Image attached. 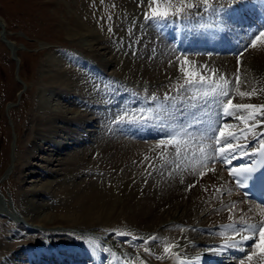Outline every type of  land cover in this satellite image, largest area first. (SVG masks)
Returning a JSON list of instances; mask_svg holds the SVG:
<instances>
[{
  "label": "bare ground",
  "instance_id": "1",
  "mask_svg": "<svg viewBox=\"0 0 264 264\" xmlns=\"http://www.w3.org/2000/svg\"><path fill=\"white\" fill-rule=\"evenodd\" d=\"M256 1L261 9L259 14L264 17V2ZM254 2L207 0L205 5L203 1L182 16L157 21L160 24L154 28L147 26L149 22L145 25L138 20V12L133 13L125 7L126 11L119 17L122 27L114 29L120 41L128 42L127 49L122 50H118L117 45L104 43L97 33L87 31L83 24L81 29H71V40L84 43L89 54L102 57L105 69L113 68L114 74L120 68L124 70L120 73L139 82L141 91L134 90L136 85L132 83L130 93L123 96L126 99V107L122 108L125 113L119 119H116L119 113L114 116V121L96 132L95 137H84V146L81 145V150L71 155L64 165L61 159L55 160L64 168L58 172L55 170L53 174L57 178L38 190L34 187L24 196L22 205L24 203L27 208L26 212L39 216L42 227L57 218L74 229L100 234L105 242L114 246L112 249L116 255L127 256L129 264H140L141 258L153 264H206L211 260L226 264L235 258L237 264H264V252L255 256L248 254L256 250L254 243L259 240L258 234L243 231L244 222L259 226L264 212L235 190L227 177L229 167L216 161L219 146L215 145L216 140L223 139L218 136V129L224 130L226 135H237L233 145H243L244 148L235 154L231 163L235 166L250 161L253 153L264 144V138H260L264 128L256 127L262 123L260 112L264 110L236 112L229 109L234 112L233 117L221 115L228 99L220 95L222 89L228 91L234 104L264 105V85L260 87L256 83L259 73L264 74V46L261 47L264 37H259L255 44L261 48L250 43L264 24H258L253 11L245 10ZM241 9L245 11L242 12L244 17ZM248 26H251L249 32L246 30ZM160 31L165 37L159 35ZM164 38L173 41L175 53ZM100 43L102 47H98ZM135 49L139 51L138 55H135ZM63 80L56 85L82 91L84 93H79V97L88 98L91 104L95 102L90 99L92 92L87 89L92 87L86 80ZM197 81L199 83H192ZM240 92L250 95L242 97ZM96 98L111 108L108 101ZM87 111L84 108L82 115ZM116 113L111 109V115ZM122 117L127 119L122 120ZM38 120L42 122L41 118ZM225 123L229 127L221 129ZM48 126L47 131L51 133L55 127L49 121ZM97 134L100 137L96 139ZM169 135L174 136L172 141L168 140ZM154 147L158 149L152 151ZM141 186H146L147 190H140ZM43 189L47 190L48 202L55 201L63 207L60 217L46 212L49 203L36 201L42 196L38 193ZM153 191L175 197V204L171 207L165 205L162 211L168 213L158 219L152 215L154 210H159V204L153 203ZM165 200L170 203L171 199ZM234 212L240 217L239 222L231 216ZM145 223L149 224L148 227L141 229L134 225ZM124 224L140 230L133 233ZM235 229H239L242 236L253 239L228 240L225 242L228 248L216 244L218 238L220 241L225 235L236 233ZM119 237L127 242L121 243ZM81 238L75 243H60L42 249L39 248L43 247L41 243H37L25 252L19 249L9 253L0 264L110 263L111 257L103 254L102 246L97 245V251H94L97 241L85 235ZM18 244L21 243L15 246ZM215 244L225 251L219 259L209 253L204 255L205 250L208 252L207 249ZM235 245L246 247L239 254L243 246L235 248ZM100 248L103 252H98ZM166 248L169 250L165 251ZM177 249L180 250L178 254L192 249L202 257L178 263ZM223 254L227 257H222ZM167 259L168 263L165 262Z\"/></svg>",
  "mask_w": 264,
  "mask_h": 264
},
{
  "label": "rangeland",
  "instance_id": "2",
  "mask_svg": "<svg viewBox=\"0 0 264 264\" xmlns=\"http://www.w3.org/2000/svg\"><path fill=\"white\" fill-rule=\"evenodd\" d=\"M203 1L155 0L153 3V0H0V260L19 249L25 252L37 243H41L43 247L39 248L42 249L60 243H75L84 235L97 241L95 247L102 246L103 250L110 253L114 251V246L105 242L100 234L74 229L57 218L42 227L39 223L41 218L34 217L35 214L29 215L25 210L27 208L23 206L24 203L22 205L24 196L28 195L31 189L37 187L38 190L57 178V175L53 174L55 170L58 172L64 168L55 161L57 158L61 159L64 165L71 155L81 150V145L84 146V137L92 138L102 127L111 124L114 116L119 113L120 116L116 118L119 119L125 113L122 110L126 107L123 93L128 84L133 83L141 87L139 82L131 81L128 76L121 74L120 72L124 71L121 68L117 70V74H114L113 68L105 69L102 65L103 58L89 54L83 46L84 43L71 40L69 31L73 28L81 29L83 24L87 31L97 33L104 43L117 45L118 50L127 49L128 42L120 41L115 33L117 27H122L123 22L119 21V17L126 11L124 9L138 12V20L142 22L143 18L145 25L149 22L147 26L154 28L160 24L157 21L161 19L152 21L154 19L148 18L153 14V10L167 12L170 17L182 8L183 11L179 12L182 16L187 11L194 10L195 6L197 8ZM189 4L194 7L188 8ZM175 17L176 15L170 18ZM158 33L165 37L161 31ZM164 41L175 53L173 41L167 38H164ZM100 45L101 43L97 46ZM134 51L135 55H138L139 51ZM238 71L240 69L237 73ZM81 78L92 87L87 91L91 90L90 99H93L95 104L89 103L88 98L79 97V93H84L82 91L75 92L69 87L56 85L63 79L78 81ZM256 83L260 87L264 85V74L261 72ZM129 89L130 87L126 91L128 94ZM134 90L139 92L141 88ZM97 96L98 100L108 101L111 108L98 102ZM84 108L88 110L87 116L82 115ZM111 109L117 113L111 115ZM40 118L42 122L38 120ZM48 121L55 127L51 133L47 131ZM115 129L118 130L119 127ZM157 133L158 131L155 134ZM99 137L97 134L96 139ZM156 149L158 147L152 148V151ZM57 152L61 155L56 154ZM140 190H147V187L141 186ZM153 192V203L159 204V210H154L152 215L158 219L168 213L162 211L165 205L171 207L175 204V197H170L166 192ZM40 193L42 196L36 198V201L41 204L49 203L46 212L60 217L63 207L55 201L48 202L46 189L38 194ZM164 198L171 199L170 203L168 200L163 201ZM134 225L145 228L149 224ZM125 226L133 233L141 229ZM117 239L121 243L127 242L121 237ZM18 242L21 244L15 246ZM103 250L100 248V251ZM178 251L180 250H177V254L180 253ZM188 251L185 256L178 254L180 256L177 260L191 257V254L195 253L192 249ZM116 258L118 264H124L119 254ZM168 261L167 259L165 262ZM188 261L191 262L188 259L182 263ZM141 264L151 262L141 258Z\"/></svg>",
  "mask_w": 264,
  "mask_h": 264
},
{
  "label": "snow or ice",
  "instance_id": "3",
  "mask_svg": "<svg viewBox=\"0 0 264 264\" xmlns=\"http://www.w3.org/2000/svg\"><path fill=\"white\" fill-rule=\"evenodd\" d=\"M205 5L207 4V0H204ZM240 0H237V3H239ZM153 3H155V0H153ZM194 7L192 4L188 5V8H192ZM183 11V9H178L176 13H174V15L178 16L179 12ZM168 13L164 12V13H160L158 11L153 10V14L151 16H149V19H167L168 18ZM260 37H264V32H261L259 34ZM259 42V41H257ZM253 47H255V43L252 44ZM192 83H199L197 82H192ZM225 83H227V81H225ZM237 84H239V76H237ZM236 91H239V89L237 88ZM253 91H255V89H253ZM242 97L243 96H247L250 95L249 93H245V92H240L239 93ZM221 96L227 97L228 99L226 100V107L223 109L222 114L225 116H230L233 117L234 116V112L229 111V109H234L236 112L242 110V109H258V110H264V105H252V104H234L232 103V99L229 96V93L226 89H222L220 92ZM167 98V97H166ZM143 115V114H141ZM261 115V119H262V123L260 125H257L256 127H260V128H264V111L260 112ZM236 119H243V117H239V116H235ZM127 117H122V120H126ZM229 127V125L227 123L223 124L221 126V129H227ZM218 136L223 138L222 140L218 139L217 140V145L219 146L217 151L219 153V160L221 162H223L226 166H230L232 161L235 159V154L241 150H243L244 146L243 145H238L235 148L233 147V142L237 139V135L234 133H228L227 135L225 134L224 130H217ZM260 138H264V132L260 133ZM260 151L262 153H264V145H261ZM229 152L232 153V155H229ZM177 154H179V149H177ZM254 155L256 153H253ZM229 171L231 175L237 176L239 177L241 174H243L244 176V180L240 181L241 184H243L245 181H249V179L251 178L254 169L252 168H243V169H236V168H232L229 167ZM195 185H192L191 187H194ZM229 227H233L234 225H229ZM243 231L247 232V231H252L253 233H257L258 237L260 240H264V222H261V224L255 225V224H247L246 222H244V228ZM236 235L240 236L241 235V231L239 229H235ZM242 239H253V237L250 236H241ZM169 249L166 248L165 251H168ZM146 251H148L146 249ZM251 257H249L250 259Z\"/></svg>",
  "mask_w": 264,
  "mask_h": 264
}]
</instances>
